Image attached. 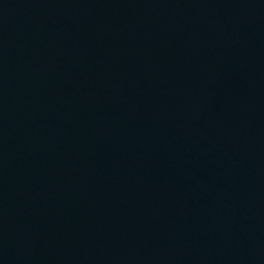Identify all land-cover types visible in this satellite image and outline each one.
I'll return each mask as SVG.
<instances>
[{
	"label": "water",
	"instance_id": "water-1",
	"mask_svg": "<svg viewBox=\"0 0 264 264\" xmlns=\"http://www.w3.org/2000/svg\"><path fill=\"white\" fill-rule=\"evenodd\" d=\"M0 264H264V0H0Z\"/></svg>",
	"mask_w": 264,
	"mask_h": 264
}]
</instances>
